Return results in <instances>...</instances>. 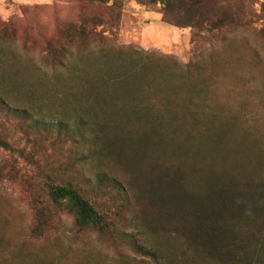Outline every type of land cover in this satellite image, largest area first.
Wrapping results in <instances>:
<instances>
[{
	"label": "trees",
	"instance_id": "trees-1",
	"mask_svg": "<svg viewBox=\"0 0 264 264\" xmlns=\"http://www.w3.org/2000/svg\"><path fill=\"white\" fill-rule=\"evenodd\" d=\"M138 1L161 3L162 19L191 28L194 38L223 32L222 46L248 26L256 2ZM88 5L99 11L83 9L77 22L60 27L62 45L48 47L51 67L75 84L66 89L78 98L71 102L74 127L59 115L57 125L78 136L80 154L45 176L42 209L67 213L80 232L114 236L133 228L132 248L155 264H264V166L222 156V134H210L203 155L173 138L184 123L199 127L212 118L188 83L215 49L181 64L108 43L93 27L116 26L123 0H85ZM260 11L264 33V0ZM159 78L186 83V91L159 89ZM0 147L14 150L1 135Z\"/></svg>",
	"mask_w": 264,
	"mask_h": 264
},
{
	"label": "rangeland",
	"instance_id": "rangeland-1",
	"mask_svg": "<svg viewBox=\"0 0 264 264\" xmlns=\"http://www.w3.org/2000/svg\"><path fill=\"white\" fill-rule=\"evenodd\" d=\"M255 1L248 26L236 28L223 46L221 31L194 38L191 28L165 22L159 2L123 0L116 26L93 29L108 43L171 56L181 64L197 51L215 49L200 77L188 83L212 118L199 127L184 123L173 138L188 140L203 155L211 147L210 134H222V156L264 166L263 0ZM83 9L99 11L85 0H0V135L14 149L0 147V264H155L132 248L127 235L137 231L133 228L114 236L80 232L67 213L42 209L45 176L80 154L78 136L57 125L59 115L74 127L71 102L78 98L68 97L66 89L73 91L75 84L51 67L48 47L62 45L60 27L77 22ZM156 84L180 94L187 87L175 79L159 78ZM36 119L42 125L34 126Z\"/></svg>",
	"mask_w": 264,
	"mask_h": 264
}]
</instances>
